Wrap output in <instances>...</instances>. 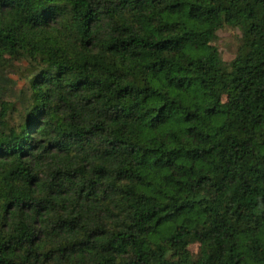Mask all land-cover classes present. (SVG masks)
Returning <instances> with one entry per match:
<instances>
[{"label": "trees", "instance_id": "obj_1", "mask_svg": "<svg viewBox=\"0 0 264 264\" xmlns=\"http://www.w3.org/2000/svg\"><path fill=\"white\" fill-rule=\"evenodd\" d=\"M0 264H264V0H0Z\"/></svg>", "mask_w": 264, "mask_h": 264}, {"label": "rangeland", "instance_id": "obj_2", "mask_svg": "<svg viewBox=\"0 0 264 264\" xmlns=\"http://www.w3.org/2000/svg\"><path fill=\"white\" fill-rule=\"evenodd\" d=\"M239 37V33L237 30H221L216 33V37L210 42V45L214 46L221 58L229 62L233 60V53L237 46V39ZM23 87V82L18 83L17 89H21ZM199 246L197 244H193L189 246L187 249L180 252L177 259H191L194 260L198 254Z\"/></svg>", "mask_w": 264, "mask_h": 264}]
</instances>
